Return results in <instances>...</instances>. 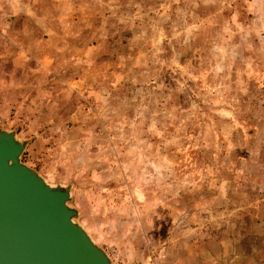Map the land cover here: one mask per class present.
<instances>
[{"label": "rangeland", "instance_id": "obj_1", "mask_svg": "<svg viewBox=\"0 0 264 264\" xmlns=\"http://www.w3.org/2000/svg\"><path fill=\"white\" fill-rule=\"evenodd\" d=\"M0 130L113 264H264V0H0Z\"/></svg>", "mask_w": 264, "mask_h": 264}, {"label": "water", "instance_id": "obj_2", "mask_svg": "<svg viewBox=\"0 0 264 264\" xmlns=\"http://www.w3.org/2000/svg\"><path fill=\"white\" fill-rule=\"evenodd\" d=\"M25 146L0 130V264H113L74 221L70 189L21 162Z\"/></svg>", "mask_w": 264, "mask_h": 264}]
</instances>
